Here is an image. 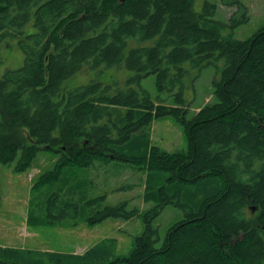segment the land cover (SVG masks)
<instances>
[{
	"label": "trees",
	"instance_id": "1",
	"mask_svg": "<svg viewBox=\"0 0 264 264\" xmlns=\"http://www.w3.org/2000/svg\"><path fill=\"white\" fill-rule=\"evenodd\" d=\"M194 1L0 0V66L3 48L17 47L23 55L19 68L0 73V164L16 160L14 171L21 173L39 151L56 155L54 170L42 175L40 184L57 180L64 169L107 159L167 172V184L217 181L216 192L198 209L176 203L186 215L163 238L151 225L172 203L160 189L161 203L144 215V231L132 251L107 264H264V27L235 39L233 31L247 17L233 13L227 23L219 22L215 4L205 2L196 11ZM183 63L219 72L215 101L190 117L182 104L155 103L130 85L153 75L157 92L177 90L180 103ZM85 67L125 68L135 76L126 89L97 80L63 88ZM116 107L127 110L123 127L112 118ZM164 115L182 127L186 150L151 147L142 157L114 151L111 145L126 143ZM125 207H105L87 223L127 219ZM0 264L16 263L0 256Z\"/></svg>",
	"mask_w": 264,
	"mask_h": 264
},
{
	"label": "rangeland",
	"instance_id": "2",
	"mask_svg": "<svg viewBox=\"0 0 264 264\" xmlns=\"http://www.w3.org/2000/svg\"><path fill=\"white\" fill-rule=\"evenodd\" d=\"M238 1V7H228L222 0H195L194 8L201 11L205 2L215 4L214 20L223 23H227L233 13L247 17L248 20L232 33L233 38L243 40L264 27V0ZM228 30L224 32L229 33ZM1 55L0 73L3 68L15 70L23 63L22 52L17 47L3 48ZM182 67L186 73L180 103L176 100L177 90L157 92L153 75L130 85L148 92L155 103L182 104L190 117L215 101L213 81L219 78V72L212 66L193 68L190 63H183ZM134 76V72L125 68L85 67L62 85L67 90H74L97 80L104 85L119 84L126 89L127 81ZM126 111L112 108V118L118 127L127 123ZM118 137L120 134L116 130L114 138ZM111 146L118 154L142 157L151 147L169 153L184 151L187 141L175 118L164 115L154 117L126 143ZM57 159L48 151H39L32 166L21 173L14 171L16 160L0 164V256L6 263L107 264L132 251L135 238L144 231V215L161 203L160 189L164 188L165 196L172 202L151 221L161 238L168 228L184 219L187 209L180 204L196 210L217 189L215 179L195 184L177 181L167 184L169 173L151 172L142 165L117 159L97 161L89 168H67L57 180L40 184L42 175L54 170ZM144 195H147L146 200ZM100 197L104 199L99 200ZM95 199L97 202L93 206L87 204ZM120 203L126 205L127 219L107 218L93 226L88 225L89 217ZM89 250L91 252L86 255Z\"/></svg>",
	"mask_w": 264,
	"mask_h": 264
},
{
	"label": "water",
	"instance_id": "3",
	"mask_svg": "<svg viewBox=\"0 0 264 264\" xmlns=\"http://www.w3.org/2000/svg\"><path fill=\"white\" fill-rule=\"evenodd\" d=\"M121 1H123V0H121Z\"/></svg>",
	"mask_w": 264,
	"mask_h": 264
}]
</instances>
